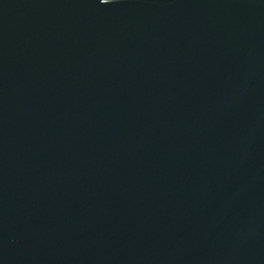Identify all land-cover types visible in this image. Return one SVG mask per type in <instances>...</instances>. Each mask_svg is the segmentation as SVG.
<instances>
[{
  "label": "water",
  "instance_id": "water-1",
  "mask_svg": "<svg viewBox=\"0 0 264 264\" xmlns=\"http://www.w3.org/2000/svg\"><path fill=\"white\" fill-rule=\"evenodd\" d=\"M0 264H264V0H0Z\"/></svg>",
  "mask_w": 264,
  "mask_h": 264
}]
</instances>
